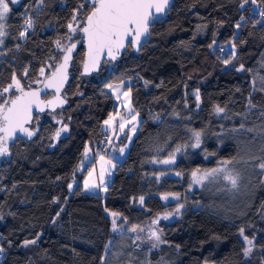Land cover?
<instances>
[{
    "label": "trees",
    "instance_id": "1",
    "mask_svg": "<svg viewBox=\"0 0 264 264\" xmlns=\"http://www.w3.org/2000/svg\"><path fill=\"white\" fill-rule=\"evenodd\" d=\"M9 8L0 92L13 75L24 89L39 85L40 70L46 77L60 62L91 9L84 0H20ZM69 24L76 25L72 37ZM226 44L234 51L218 55ZM83 56L80 45L62 91L68 105L34 115V135L10 142L0 157V264H108L113 231L107 212L130 224L162 213L172 204L160 196L185 194L193 171L237 157V142L227 136L219 144L215 135L264 122V90L257 81L264 80V0H173L137 53L128 45L91 76L80 74ZM124 81L140 116L128 152L116 162L105 195L83 192L80 181L71 192V179L86 172L75 173L85 146L105 151L102 122L116 110L107 87ZM17 93H3L0 103ZM217 106L224 108V118L216 116ZM57 129L62 135L50 147ZM191 132L205 135L193 150L187 148ZM173 155V163L161 165ZM260 177L236 207L212 191L194 189L181 199L187 206L178 218L158 223L164 244L152 258L165 264H264V174ZM241 229L253 240L247 256Z\"/></svg>",
    "mask_w": 264,
    "mask_h": 264
},
{
    "label": "rangeland",
    "instance_id": "2",
    "mask_svg": "<svg viewBox=\"0 0 264 264\" xmlns=\"http://www.w3.org/2000/svg\"><path fill=\"white\" fill-rule=\"evenodd\" d=\"M19 2L20 0H16L15 3L10 2V4L16 6ZM6 19L2 22L4 25L3 30L5 33ZM72 25L76 29V25ZM74 34L75 32H71L70 36L72 37L74 36ZM5 36L6 34L4 36H0V41H3L2 43H0V49L3 46ZM217 49L218 55H224V57H227L226 54L228 51H234V48L230 44H226L223 47H218ZM0 55H2L1 52ZM44 78L45 75H41L40 72L39 79H37L36 84H40ZM257 81L259 82V87L264 90V80H262V78H259ZM127 83H129V81L114 83L111 84V87H107L108 91L112 94L114 98L116 110L102 122V129L105 132V136L101 139L100 142H106L105 151L103 154L99 153L98 150L92 152L89 143L85 146V148L89 149L87 157L84 154V149L82 159L79 162L75 173L80 174L85 171L86 172L84 177L82 179L80 178V180L77 176H74L71 179L69 185H72V187L69 188L68 185V189L71 192L74 190V188L80 181L81 190L83 192L101 193L102 195H105V189L106 186L109 185L111 182L116 162L122 161L126 156L132 138L137 132L138 124L140 121L139 114L134 110L131 105L130 92L124 89V85ZM125 93H127V95H125ZM215 114L216 116L221 118L225 117V114L223 112L217 113L215 111ZM110 116L113 118L111 123L105 124V121L109 120ZM133 117H135V119H133ZM122 123L124 124L123 130H121L120 127ZM242 125L243 127L232 129L229 133L220 132L214 136V139L219 144H221L227 136L229 139H233L237 142L239 148L237 157L231 161H219L217 166L214 167L217 168L223 166V162L228 161L229 163L226 167L232 171L233 175L237 176V186L233 188L229 182L223 180L222 176H217L215 178L209 177L202 183H195L194 181L196 178L192 176V172L185 194H165L168 196L167 199L163 198L165 195H161V201L164 204L170 203L172 204V206L166 208L162 213L157 214L156 216L146 220L142 224H130L125 219L121 218L120 215H118L117 217H113L111 215V213L113 212H107V214L110 215L112 221L113 219H115L117 223L116 231H113L112 225L113 238L111 239V241L108 242L106 248L105 260L108 262V264H165L166 261L163 258H159V260L157 261L152 258L153 253H157L156 255L158 257L160 256L157 251L160 246L164 244V241L161 237V231L158 227V223L160 221H170L178 218L187 206L185 203L182 202L181 199L189 197V195L194 189L212 191L213 194L218 195L220 197H224L225 200L222 201L226 206L233 205L236 207V204L242 203L244 201L245 196L247 195L250 189V184L254 181V179L261 178L260 176H263L264 174V169H261L259 167L261 163H264V142L261 140L258 141L259 137L264 136V122L257 123L256 125ZM249 129H251V131H249ZM58 131L60 132L59 129L55 130V132L51 136L49 145L50 147H52L56 143L57 139L62 135V132H60V135L56 136L55 134ZM193 134L194 132H191V139L187 145V148L192 150L196 149L191 146L195 143V138ZM204 137L205 135L201 133V142L204 140ZM120 149H123V152H121ZM1 156L2 155H0V157ZM101 157H103V160H101ZM108 161H110V163H106ZM164 164L165 163H161V165ZM102 166L104 169L103 183H101L100 180V172ZM207 170L210 169L199 170L197 172V177L202 176ZM89 171L93 173L91 179H89L88 176ZM166 174L168 176H176L173 172H168ZM162 175V173L158 174L157 179H160ZM86 179L89 180L90 185L92 183H95L97 187H89L86 189L84 187V182ZM138 205H140V200ZM181 205H183V207H180ZM190 205L191 207L200 206V204L194 203H190ZM178 207L180 208V211L177 213L176 209ZM165 215L168 216L167 219L164 218ZM153 221H156V223H153ZM133 226L137 228L136 232L130 231ZM153 231H155L160 236V239L162 241L161 243H159V246L154 249L151 248V245L155 241L154 239H150L151 233ZM240 236L242 241L244 242L245 249L249 247L252 249L253 240L249 239L252 240V244L249 245L244 239V234L241 235L240 232Z\"/></svg>",
    "mask_w": 264,
    "mask_h": 264
},
{
    "label": "snow or ice",
    "instance_id": "3",
    "mask_svg": "<svg viewBox=\"0 0 264 264\" xmlns=\"http://www.w3.org/2000/svg\"><path fill=\"white\" fill-rule=\"evenodd\" d=\"M9 2L15 3L16 0H0V36H4L6 33L3 28V21L6 19L7 14L10 11ZM254 2V0H253ZM92 11L90 14L86 16L85 25L80 30L85 34L88 43V55L89 60L93 62V64L98 62L100 54H107L112 56L115 59V52H118L125 45V40L129 37H134V39L130 40L129 43H139V38L147 33L148 24L150 19H157L158 13H163L165 9L169 5V0H91ZM154 10V11H153ZM76 17L73 16V20ZM25 24L28 28L32 27V20L28 19L25 21ZM239 27V25H237ZM68 28L71 32H75L76 29L72 24L68 25ZM26 35L25 31L20 33V36L23 37ZM70 38V37H69ZM3 41H0L2 43ZM57 46H60V42L57 41ZM75 47L73 44L71 47L67 48L66 51L69 55H66L64 58V63L56 68V71L52 73V76L49 79L48 84L45 87H56L57 92L59 91V86L53 83L54 80L66 69L67 62L70 59V54L72 49ZM227 63V61H225ZM241 68L243 66L241 65ZM88 63H85V71H88ZM41 75L44 74V69L40 70ZM27 74V70H25V75ZM66 79V74L63 77ZM30 87V86H29ZM111 87V85H109ZM15 90L19 92V95H16L14 98L6 99L3 103H0V155H6L8 152L7 141L17 133L21 132L26 134L28 137L34 135V132L30 131L24 125L30 122L32 116V107L36 105L40 107L43 103L39 100L40 90H29L25 91L24 87L21 85L19 79L13 75L12 83L0 92V95L3 93H8L10 90ZM127 95V93H125ZM197 101H199V93H196ZM63 103V101H61ZM49 105H53V101L48 102ZM40 111H43V107H40ZM217 113H221L224 111V108L217 106L215 108ZM112 117H109V120L105 121V124H110L112 121ZM135 119V117H133ZM121 130L124 128V124L120 125ZM243 127V125H241ZM61 131H66L65 129H61ZM251 131V129H249ZM56 136L60 135L58 131ZM195 143L191 146L193 148L200 147L201 143V133L194 132ZM180 149L177 148V151ZM89 149L85 148V156L87 157ZM123 152V149H120ZM103 160V157H101ZM165 164L174 162V155L168 160L162 161ZM110 163V161L106 162ZM229 162L224 161L223 166L213 168L204 172V174L200 177H197V172L199 170L193 171L192 176L195 179V183H202L204 180L209 177H217L222 176L223 180L229 182L233 188L237 186V176L233 175L232 171L229 170L226 166ZM261 169H264V163L259 165ZM179 175V173H177ZM89 179L92 178L93 173L89 171L88 173ZM100 180L101 183L104 181V169L103 166L100 172ZM72 185H69L71 188ZM84 187L87 189L89 187H97L95 183L90 185L89 180H85ZM167 199L168 196L165 195L163 197ZM178 198V197H177ZM144 198L140 197V202L143 203ZM180 207H183L181 205ZM107 211V209H106ZM180 208L176 209L178 213ZM113 217H117L118 213H111ZM168 218L167 215L164 217ZM156 223V221H153ZM113 231L117 229L116 220L112 221ZM130 231L136 232L137 228L133 226ZM241 235H243V229H241ZM139 238V237H137ZM150 239H154V243H152L151 248H157L159 243H161L160 236L153 231L151 233ZM245 241L251 245L252 240H249L247 237H244ZM35 243V241H25V244ZM107 247V246H106ZM2 250V249H0ZM245 255H247L251 248H246Z\"/></svg>",
    "mask_w": 264,
    "mask_h": 264
},
{
    "label": "water",
    "instance_id": "4",
    "mask_svg": "<svg viewBox=\"0 0 264 264\" xmlns=\"http://www.w3.org/2000/svg\"><path fill=\"white\" fill-rule=\"evenodd\" d=\"M84 2L85 3H88L90 5L91 9H90V11L88 13V14H90V12L92 11L91 0H84ZM172 3H173V0H169V5L165 9V11L163 13L156 14L157 17H158L157 19H154V20L150 19L149 24H148V31H147V33H145L144 35H142L139 38V43H129L130 40L134 39V37H129L128 39L125 40L124 47L121 48L118 52H115L114 53L115 54V59H113L112 56H109L106 53L105 54H100L99 55L98 62L95 63V64H93V62L89 60L87 38H86L85 34L80 30L82 27L86 26L85 25L86 17H85V19H84V21L82 23V26L79 29L80 37L77 40L73 41L72 43H70L69 45L66 46V48L64 49V51L62 53V56L60 58V62L42 80V82L39 85H37L36 87H32V88L25 89V91H29V90H33V91L40 90L39 100L43 102L40 105V107H43V111H40V107H37L36 105H33V107H32V113H31L32 118H31L30 122H28L24 126L26 128H28L30 131L33 132V129L31 128V124H32V120H33L34 115L43 114L45 112H54L57 109L63 108V107H65V106L68 105L66 99L62 96V91L64 90L67 81L72 76V74L70 73V65H71V61H72L73 55L76 53V50H77L78 46L82 45L83 48H84V56H83V60H82V64H81L80 74L82 76H91L92 74H95V73H97L99 71L100 66L103 63V61L113 62V61L119 59L120 56H121V54L126 51V48H127L128 45L131 46V48H132V50H133L134 53H137L140 50L141 46L145 42H147V39H148L149 34H150V26L153 23H155V22H158L159 23L162 19H165L166 14L169 12ZM73 44L75 45V47L72 49V52L70 54V59L67 62L66 69L64 71H62V73L60 75H58V77L56 78V80L53 81L54 84H56L57 86H59V91L57 92V88L56 87H45V85L48 84L49 79L52 76V73L56 71V68L57 67H59L61 64L64 63L65 56L66 55H69L67 53L66 49L69 48V47H71ZM85 63H88V68H89L88 71H85ZM65 74H66V77H67L66 79L63 78ZM16 95H19V93H17ZM48 95H50V96H48ZM49 101H53L54 104L53 105H49L48 104ZM61 101H63V103H61ZM19 137H28V136L26 134H24V133L17 132L13 136V138H11V139H9L7 141V144H9L10 142H13L15 139H17Z\"/></svg>",
    "mask_w": 264,
    "mask_h": 264
},
{
    "label": "built area",
    "instance_id": "5",
    "mask_svg": "<svg viewBox=\"0 0 264 264\" xmlns=\"http://www.w3.org/2000/svg\"><path fill=\"white\" fill-rule=\"evenodd\" d=\"M100 149H103L104 148V145L103 144H99L98 146Z\"/></svg>",
    "mask_w": 264,
    "mask_h": 264
},
{
    "label": "flooded vegetation",
    "instance_id": "6",
    "mask_svg": "<svg viewBox=\"0 0 264 264\" xmlns=\"http://www.w3.org/2000/svg\"><path fill=\"white\" fill-rule=\"evenodd\" d=\"M50 95H51V94H50ZM50 95H48V96H50ZM48 96H47V97H48Z\"/></svg>",
    "mask_w": 264,
    "mask_h": 264
}]
</instances>
